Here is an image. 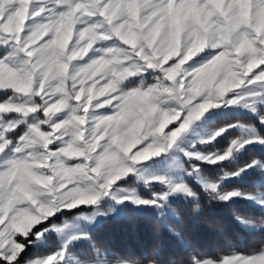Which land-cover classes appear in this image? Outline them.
Returning <instances> with one entry per match:
<instances>
[{
    "label": "snow or ice",
    "instance_id": "6c2138e0",
    "mask_svg": "<svg viewBox=\"0 0 264 264\" xmlns=\"http://www.w3.org/2000/svg\"><path fill=\"white\" fill-rule=\"evenodd\" d=\"M0 264H264V0H0Z\"/></svg>",
    "mask_w": 264,
    "mask_h": 264
},
{
    "label": "rangeland",
    "instance_id": "374dc122",
    "mask_svg": "<svg viewBox=\"0 0 264 264\" xmlns=\"http://www.w3.org/2000/svg\"><path fill=\"white\" fill-rule=\"evenodd\" d=\"M228 110V109H227ZM236 112H241V106H237L235 109ZM233 112V111H232ZM200 120H203V117H201ZM205 130L204 127H201L200 129H195L194 127H190L177 141V146H174L173 149L168 150L165 153H162L159 159L163 161L162 165H156V164H150L144 167H140V165L145 164V162H138V168L140 171V176H136L135 173H133V177L136 180V183L138 185V191H144L147 192L150 189L147 187V185L144 183L143 178L151 177L154 175H162V174H175L181 171L179 168V164L182 159L186 160L187 157L184 156V152L182 149L191 148L192 146H195L196 148H199L197 144H202L201 141L202 138H198L199 133L203 132ZM248 129L242 128V135H248L249 134ZM167 157L168 159H165ZM156 159V158H150V160ZM113 216H115V213H113ZM68 230H71V222L69 221V228Z\"/></svg>",
    "mask_w": 264,
    "mask_h": 264
},
{
    "label": "trees",
    "instance_id": "16d2710c",
    "mask_svg": "<svg viewBox=\"0 0 264 264\" xmlns=\"http://www.w3.org/2000/svg\"><path fill=\"white\" fill-rule=\"evenodd\" d=\"M223 106V105H221ZM237 106H229V109L233 114L235 115H243L244 113H248L251 115L250 111L246 108H243L241 106V112L238 113L236 112ZM227 110V109H226ZM211 111V109L207 110ZM201 119V118H200ZM202 120L194 121L193 124L190 127H194L195 129H200L201 127H204L205 130L203 132L199 133L198 138L200 139L201 137L205 138L202 140L207 139L208 135L211 133V127L210 124L208 123H201ZM239 134L242 135V129L237 130ZM199 148H204L205 145L202 144H197ZM209 167H212L211 165ZM102 237L108 236L111 237L115 242L118 243H123L125 241L128 242H147L150 239V227L147 222V220L141 218L140 221H137L135 224H129L125 222H113L109 225L107 229H105L103 232L100 233Z\"/></svg>",
    "mask_w": 264,
    "mask_h": 264
}]
</instances>
